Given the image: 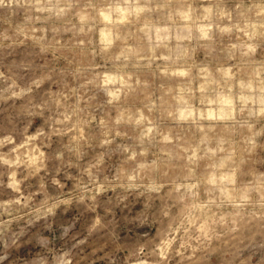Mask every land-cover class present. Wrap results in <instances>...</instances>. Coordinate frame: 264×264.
I'll list each match as a JSON object with an SVG mask.
<instances>
[{"label":"clouds","instance_id":"clouds-1","mask_svg":"<svg viewBox=\"0 0 264 264\" xmlns=\"http://www.w3.org/2000/svg\"><path fill=\"white\" fill-rule=\"evenodd\" d=\"M0 264H264V0H0Z\"/></svg>","mask_w":264,"mask_h":264}]
</instances>
